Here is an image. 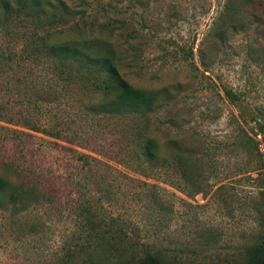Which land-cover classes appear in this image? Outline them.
<instances>
[{"label":"rangeland","instance_id":"obj_1","mask_svg":"<svg viewBox=\"0 0 264 264\" xmlns=\"http://www.w3.org/2000/svg\"><path fill=\"white\" fill-rule=\"evenodd\" d=\"M65 1L81 24L83 9L89 23L125 20L116 31V38L130 42L121 71L134 85L163 92L147 109L120 106L105 116L93 111L87 116L70 101L53 104V114L70 125L69 142L0 122L27 132L16 142L1 140V156L22 160L33 171V182L52 197L49 205L22 214L23 225L12 227L0 216V264H82V257L69 259L78 240L75 184L82 180L75 155L90 150L112 165L100 168L115 194L103 206L107 216L125 221L135 249L159 246L183 264L242 260L258 228L252 200L264 187L263 147L260 155L253 141L237 144L247 134L258 141L264 121V0H112L108 11L103 5L109 0ZM226 18L231 27L218 37ZM16 99L0 93V102ZM141 127L163 149L178 144L198 161L192 183L180 174L171 183L164 171L152 178L124 175L126 169L112 159L129 158L128 135ZM145 181L162 188V208L145 195ZM35 222L41 227L33 231Z\"/></svg>","mask_w":264,"mask_h":264},{"label":"trees","instance_id":"obj_2","mask_svg":"<svg viewBox=\"0 0 264 264\" xmlns=\"http://www.w3.org/2000/svg\"><path fill=\"white\" fill-rule=\"evenodd\" d=\"M84 4L91 5L92 0H82ZM111 5L113 2L109 0L103 5L104 10L108 11ZM85 12L83 9L81 24L76 19V10L65 0H0V35L3 38L0 43V84H3L0 93L18 96L13 102H0V122L69 142L70 125L53 114V104L70 101L82 113L87 111V116L91 111L105 116L120 106L126 111L136 107L147 109L161 95V88L134 85L120 69L130 50L124 45L130 42L125 38V44L116 38V31L127 22L114 17L102 23L94 18L89 23ZM228 19L222 20L224 24L218 27V37H223L231 27L226 25ZM137 21H141L140 18ZM232 26L235 28L236 23ZM82 96H87L88 100H83ZM259 124L257 135H261V139L253 140L247 134L246 138L237 139V144L243 147L253 141L261 155L264 121ZM0 128L3 130L0 141L4 142H16L27 133L23 128H9L4 124H0ZM146 128L141 127L128 135L129 158L121 156L112 161L126 169L124 175L135 172L152 178L153 173L164 171L169 174L171 183H175L172 177L175 174L192 183L198 161L178 144L168 143V150L163 149L161 142ZM90 151H76L75 155L82 180H76L75 184L78 240L69 250V259L75 261L82 257V264H183L159 246L148 244L135 249L125 221L106 215L104 202L112 201L115 194L108 186V178L100 174V168L112 165L99 157L100 152ZM32 175L33 171L22 160L0 153V216L13 222L12 227L19 221V225H23L21 217L52 202L51 195L33 182ZM144 186L152 205L162 208V188L150 181H145ZM252 201L258 222L255 239L246 246L242 260L233 264H264V187L259 197H253ZM30 227L35 231L41 225L35 222Z\"/></svg>","mask_w":264,"mask_h":264},{"label":"built area","instance_id":"obj_3","mask_svg":"<svg viewBox=\"0 0 264 264\" xmlns=\"http://www.w3.org/2000/svg\"><path fill=\"white\" fill-rule=\"evenodd\" d=\"M259 137L261 139V135H259ZM260 146H261V150H262V147H263V150H264V143H261Z\"/></svg>","mask_w":264,"mask_h":264}]
</instances>
